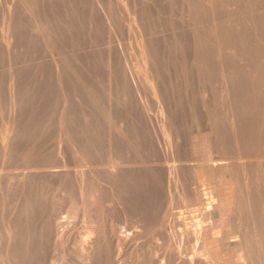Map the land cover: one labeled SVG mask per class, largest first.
Segmentation results:
<instances>
[{
	"label": "bare ground",
	"instance_id": "1",
	"mask_svg": "<svg viewBox=\"0 0 264 264\" xmlns=\"http://www.w3.org/2000/svg\"><path fill=\"white\" fill-rule=\"evenodd\" d=\"M115 2L120 7L119 0ZM246 4L247 59L249 60L248 63L245 62L248 66H246L247 78H243L246 80L243 86L245 85L247 93L241 97L233 95L237 88L238 91L241 89V84L232 83L221 77L222 94L216 91L221 95L220 103L218 102L220 105L216 104L217 107L213 109L198 95L196 99H191L192 95L201 91L196 92L193 87L194 92L185 89L187 82L184 86L182 85L183 87L178 86L179 91L169 82L158 81L156 83L157 79H155L156 82L153 84L152 81L155 80L151 76L153 79L151 81L148 74L147 60L149 57L146 60L144 54L146 42L143 43L141 35L139 42L144 68L140 70L144 69L143 75L149 82L154 95L151 101L145 99V96L141 97V91L138 92L139 85H136L137 82L130 72H128L130 75L128 83L119 82V77L116 75L117 70L114 73L111 70V67L114 69L113 61L107 49L102 135L97 138L96 132L91 131L93 129L86 130L84 134L76 130V133L74 132L76 143L70 149L77 159L76 162L78 161L81 165L84 159L89 160L97 155L102 156L103 158L100 157L104 160L102 177L99 180L96 172L88 168V165L87 168L63 169L62 167L67 165V158L66 150L61 144L55 147L56 165L45 164L47 169L43 171V174L49 179L59 177L62 188L65 191L69 189L82 208H85L87 204L90 209L91 203L95 204L96 199L100 198V192L108 193L109 202L120 201L123 205H121L122 209L118 208L119 210L116 211H121L123 215L129 209L125 208L129 206V203L135 202L136 206L137 202L146 199L148 207L140 211L136 208L134 211L130 207L134 212L133 217L130 216L131 214L129 216L133 219L128 222L125 217L128 215L123 216L128 223L119 231L115 225L111 228L106 227L109 223V213L101 218L96 210H84L88 225L78 230L66 219L59 221L60 218H58L55 221L49 218L46 210H31L24 217V264H49L48 249L53 241L61 242L67 253L66 257L75 261L76 264H127L125 256L130 252H139L138 255L141 256L140 258L136 256L138 259L134 264H264V0H246ZM165 5L161 6L164 8ZM38 7L39 9L42 7V10L43 8L49 10L53 6L47 9L40 5ZM88 11L90 13V10ZM106 19L108 20V18L104 20ZM92 21L95 22V18ZM97 22L99 24V21ZM115 24H118L117 21ZM109 25L112 27L113 24ZM113 26L114 29L117 28ZM92 28L94 29L95 26ZM117 30L114 31L117 32ZM113 34L115 35V32ZM153 43L146 45L150 55L148 63L151 62L152 70L160 74L163 67L161 69L157 65L156 58H158L157 55L162 54L159 50L157 51V44ZM191 44H193L192 41ZM214 45L215 43L211 44V47ZM218 50L216 49V52L213 48L211 52L218 53ZM120 52L123 53L122 55L126 54L121 50ZM218 54H215L217 58ZM125 57H123L124 60ZM169 57L171 58V54ZM226 58L229 60V56ZM128 60L130 61L127 58ZM57 66L55 63L56 69ZM194 68L191 67L192 71ZM171 71L172 69H168V72ZM202 78H204L203 75ZM191 82L193 84L194 80ZM144 84L143 86H147ZM206 84L209 83L206 82ZM154 85L157 86V90ZM118 87L121 97L116 100L114 98L117 95L114 96L111 92ZM128 88L132 93L130 91L127 93ZM133 91L137 95L136 99L130 97L134 94ZM150 109L155 111L151 113ZM5 134L0 135L2 136L0 148L4 153L12 144L11 139L8 138L10 133ZM152 138L155 139L154 143L151 142ZM199 150L205 151H203V159L201 155L198 156ZM195 155L202 159L201 164L185 162ZM194 165L198 169H194ZM51 166L61 168H49ZM202 177L206 182L201 183L200 178ZM126 192L130 198L125 195ZM143 201H140V204L142 202L143 205L146 202ZM176 206L180 208L174 211L173 208ZM107 207L110 208L111 203L107 204ZM140 221L144 222L147 227L155 226L154 232L159 234V238L163 241L153 243L155 251L152 250L155 256L150 254L149 249H145L146 243H143L147 238L143 242L139 241L141 236L145 237L138 228ZM145 225H140L142 226L140 228L142 229ZM157 255L162 258L161 263L158 262Z\"/></svg>",
	"mask_w": 264,
	"mask_h": 264
},
{
	"label": "rangeland",
	"instance_id": "2",
	"mask_svg": "<svg viewBox=\"0 0 264 264\" xmlns=\"http://www.w3.org/2000/svg\"><path fill=\"white\" fill-rule=\"evenodd\" d=\"M99 1H101L100 4ZM108 1L0 0V135L10 133L8 138L12 141L5 153L0 148V229L2 226V230H0V264H24V217L31 210H46L49 218H53L55 221L58 218H60L59 221L66 219L78 230H82L86 227L85 225H88L84 210H96L101 218L109 213V223L106 227L111 228L115 225L119 231L133 219L134 211L148 207L146 199H144L146 202L140 200L145 202L143 203L145 206L142 205V202L141 204L140 201L137 202L136 206L142 205V207H136L135 202L129 203V206L125 208H129L130 212L124 208L129 214L126 211V214L123 215L121 211H116L119 210L118 208L122 209V203L118 200H115L118 203L109 202L107 200L108 193L100 192V198L96 199L95 204L91 203L90 209L87 204H85V208H82L76 201L75 195L69 189L65 191L62 188L59 177L49 179L43 174V171L47 169L45 164L56 165L55 147L57 144H61L66 150L67 158V165L62 167L63 169L87 168L88 165V168L96 172L99 180L102 177V168L104 167L102 156L97 155L94 159H84L83 165H81L78 161L76 162L77 159L70 149L76 143L74 137L76 130L84 134L87 132L86 130L93 129L91 131L96 132L97 138L102 135L107 49H109V56L113 61L114 69L111 67V70L113 73L117 70L116 75L119 77V82L128 83L130 80L128 72H130L137 82L136 85H139L138 92L141 91L139 94L142 98L145 96L144 98L149 101L154 99V95L149 82L143 75L144 69H141L143 71L140 73V68H144L143 54L140 51V35L143 43H147H145L144 53L146 60L148 57L150 58L148 48H146L149 43L157 44V51L159 50L162 54L160 56L158 52L159 55L156 58L157 65L161 69L163 67L160 74L152 70L151 62L148 63L149 58L147 60L149 78L151 79L152 76L154 80L157 79V82L151 79L153 84L158 81L169 82L179 91L180 87L178 86L183 87L187 82L185 89L194 92L193 87L196 92L201 91L195 92L196 94L192 95L191 99L194 100L200 96L205 100V104L212 106V109L217 107L218 102L220 103L221 77L232 83L239 82L238 85L241 84V89L239 87L238 91L237 88L233 95L241 97L247 93L245 85L243 86V82L246 81L243 78H247L246 66H248L249 60L247 59L246 0H202L203 2L200 0H119L120 7L115 0ZM199 3L202 4L199 5ZM38 5L46 7V9L49 6L54 8L50 7L51 10L43 8L42 10L41 7V11ZM55 5L59 7L57 8ZM161 5H165L164 8ZM114 8L116 9L114 10ZM122 8L128 10H123V12ZM104 10L105 12H103ZM47 11L50 12L46 13ZM94 18L95 22L99 21V24L92 21ZM105 18L108 20H104ZM116 21L118 24H115ZM107 22L115 25V28L118 29L117 32L114 31L116 30L113 28L114 26L111 27ZM94 26L95 30L92 28ZM196 30L198 31L196 32ZM111 31H114L115 35ZM118 32L119 35H117ZM193 35L195 39H193ZM213 43L216 46L211 47ZM215 47L217 50L219 49V54L216 53ZM213 48L216 52H211ZM120 50L126 54L122 55ZM215 54L220 57L217 58ZM175 55L178 58L174 57ZM224 55L229 56V60ZM121 56H126V59L124 60ZM159 57L162 59L160 60ZM127 58L130 59L129 62ZM175 58H177L176 61ZM230 58L234 59L233 62ZM246 61L247 63H245ZM55 63L58 65L57 69ZM175 66L177 68L173 69L172 67ZM191 67L194 68L193 71ZM168 69H172L173 73L172 71L168 72ZM241 71L246 75H242ZM119 73L121 74L119 75ZM137 75L145 80L143 81ZM192 80H194L193 84ZM182 81H184L183 84H181ZM143 84L147 86H143ZM156 85L154 86L157 90ZM204 85L207 86L206 89ZM127 90L129 93V88ZM217 90L220 93H216ZM119 91L118 87L111 92L114 96L117 95L114 98L116 100L121 97ZM130 93L132 92L130 91ZM133 95L136 94H131L130 97L136 99L137 95ZM151 111L155 110L150 109ZM154 140L152 138L151 142L154 143ZM203 151L199 150L200 153L197 154L201 155V158H204L205 151ZM197 155L190 158L188 156L189 159L185 162L201 164L203 158H198ZM195 165L194 169H198ZM49 168L61 167L51 166ZM202 178H200L201 183L206 182ZM125 195L130 198L127 192ZM129 200L131 202V199ZM109 203H111L110 208L107 207ZM179 208L176 206L173 209L177 211ZM139 223L145 225L142 221ZM140 225L138 224V228L145 237L141 236L139 241L143 242L147 238L143 243H146V247L143 246L150 250L152 256H155L153 243L163 241L159 238L160 235L154 232L155 226L147 227L145 225L141 229ZM106 227L104 228L107 229ZM63 247L61 242L53 241L50 244L48 249L49 264H76L75 261L66 257L67 253ZM138 253H128L125 256L127 264L128 261H130L129 264H134L137 257H141ZM157 258L161 263L162 258L160 256Z\"/></svg>",
	"mask_w": 264,
	"mask_h": 264
}]
</instances>
